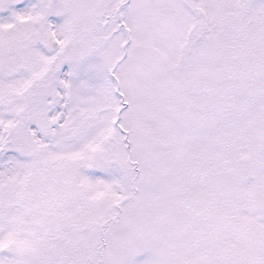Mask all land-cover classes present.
Wrapping results in <instances>:
<instances>
[{"label":"snow or ice","instance_id":"snow-or-ice-1","mask_svg":"<svg viewBox=\"0 0 264 264\" xmlns=\"http://www.w3.org/2000/svg\"><path fill=\"white\" fill-rule=\"evenodd\" d=\"M0 264H264V0H0Z\"/></svg>","mask_w":264,"mask_h":264}]
</instances>
